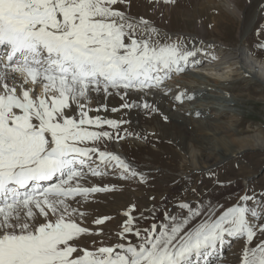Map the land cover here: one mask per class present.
Segmentation results:
<instances>
[{
  "label": "snow or ice",
  "instance_id": "obj_1",
  "mask_svg": "<svg viewBox=\"0 0 264 264\" xmlns=\"http://www.w3.org/2000/svg\"><path fill=\"white\" fill-rule=\"evenodd\" d=\"M125 3L0 0V264H216L225 244L239 238L245 241L240 264H264V199L248 194L226 208L179 203V213L165 211L161 220L154 208L148 226L131 204L115 242L84 245L86 237L103 236L101 226L111 217L93 218V229L83 208L118 187L90 180L147 181L107 149L106 142L125 139L120 129L127 121L105 118L99 113L107 105L92 104L101 95L123 101L136 94L139 102L121 107L158 112L149 94L217 59L210 43L189 48L183 40L162 39L147 19L121 10ZM194 98L186 91L174 96L181 104Z\"/></svg>",
  "mask_w": 264,
  "mask_h": 264
},
{
  "label": "rangeland",
  "instance_id": "obj_2",
  "mask_svg": "<svg viewBox=\"0 0 264 264\" xmlns=\"http://www.w3.org/2000/svg\"><path fill=\"white\" fill-rule=\"evenodd\" d=\"M232 1L237 4L240 14L232 16L226 13L217 4L218 0H175L172 4H163L157 2V0H126V3L119 7L129 16L136 19H147L158 31L163 30L164 36L162 35V39L167 37H171L172 41L180 39L185 43L187 42L186 44L190 48L197 37L203 36L205 40L213 45L216 56H223V59L230 60L231 54L235 52L234 50L240 48L244 53L243 55H245L242 57L250 58L251 64L264 70L262 69L264 65V33L258 31L264 26V14L260 19L256 20L253 28L247 32V28L252 22L254 4L257 3H252V0ZM242 32L248 35L247 42H243L240 39ZM220 40L223 41L221 42ZM249 50L254 56L249 53ZM221 52L228 55L224 56ZM232 61L230 60L231 63H235ZM207 69L209 73L217 74L218 76L230 71V69L224 68L222 71L215 72L214 70H210L212 69L211 65L207 66ZM191 71H193V68L188 72ZM204 72L206 73L207 71L204 70ZM242 75L246 76L243 73ZM175 77H178V80L181 81L180 84L177 83L178 85H176L168 80L170 83L166 81L163 86V88H173V90L167 92L168 97L174 98L178 92L186 91L182 86L183 84L197 85L192 92L188 93L190 95L191 93L194 95L200 92L198 91L199 87L202 89L200 94L216 91L217 95L222 94L221 96L230 102L229 109L226 110L223 118H220L218 121L220 125L223 123L222 126H225V122L232 117V125H237L235 131L236 133H240L236 137L253 135L256 132L254 130L260 131L264 136L263 82L258 83L250 80L248 77L242 80L233 78L230 83H226L221 88L211 89L210 87L206 88L204 84L186 80L185 78L182 79L177 74L172 79ZM167 84L169 87H167ZM166 90L164 89V91ZM223 90L226 91L223 92ZM130 98L122 101L119 96L114 95L104 98L101 95L92 104V107L95 109L101 105H107V112L101 110V113L107 114L105 118L114 117L116 120L123 119L127 121L126 125H122L120 129V134L125 137L121 144L113 142L114 138L112 141L106 142V146L111 151L119 150L132 160L133 162H130L134 163L135 167L146 175L147 181L144 184H139L134 182L126 183L118 180L115 176H107L108 178L104 177L103 179L97 178V181L93 183L116 184L118 187L114 192L96 194L95 197L98 196V198L94 197L83 208L88 213V225H91L90 222L93 218L101 216L111 217L110 222L119 218L122 222L125 219L122 213L131 204L137 206L136 215H139L141 212L145 214L147 220L144 222V226H148L152 222L153 218L150 213H152L154 208L156 209V219L161 220L165 211L173 215L179 213L180 209L177 205L183 202L191 201L190 203L195 204L197 201H200L206 204L211 203L216 207L223 206V208H226L238 203L239 197L245 194L253 195L257 200L264 199V152L248 151L240 153L232 159L216 162L217 165L209 169L193 170L190 163L183 159L186 150L189 152L190 149H188L187 142L185 140L182 141V139H188L187 141H189L190 139L192 140V135L197 137L194 139L199 141L198 143H194V148L200 150V152H204L205 144H202L200 139L207 138L206 142L210 140L216 143L213 138L220 141L221 135L211 137L203 134L201 136L200 133H190V130L184 127L185 123L182 121L178 122L177 125V122L169 116L165 120L163 112L167 106L163 102L161 104L157 102L152 103L158 108V112H149L144 109L139 110L138 108H122L121 105L123 103L139 101L135 97ZM192 103V101L187 100L182 104L179 103L178 107L183 110L177 113L178 111L175 108H170L169 114L174 112L173 115L186 118L189 115L186 110L193 106ZM112 108H117L119 111L112 112ZM212 111L216 113L214 110ZM194 115L195 113H192L191 116L193 117ZM210 122L209 124L215 123L214 121ZM105 130L111 131L107 127ZM247 131L250 132L248 133ZM128 133H131V135H128ZM139 134L141 136L140 139L131 138L138 137ZM226 138L229 139L228 136ZM216 155L212 154V157H216ZM211 161L215 162L214 160ZM241 183L247 185L244 190ZM219 189L221 190L219 191ZM153 197L155 199H151ZM248 203L249 206L258 207V205H253L252 201ZM119 220L113 228L119 225ZM110 222L104 226L108 227ZM259 223H264V220L259 221ZM104 235H112L113 241L115 240V234L109 230L103 231ZM87 238L84 240V243H86V246L92 247V242L88 241ZM261 238L258 234L257 238H254L252 246L259 243ZM244 246L245 241L242 238L232 239L230 244H225L223 258L217 261L216 264H240Z\"/></svg>",
  "mask_w": 264,
  "mask_h": 264
},
{
  "label": "bare ground",
  "instance_id": "obj_3",
  "mask_svg": "<svg viewBox=\"0 0 264 264\" xmlns=\"http://www.w3.org/2000/svg\"><path fill=\"white\" fill-rule=\"evenodd\" d=\"M252 1H253L252 3L255 2L257 4H254V9H253V14H252V22L250 23L249 27L247 28V32L251 28H253L256 20L260 19V17L264 14V0H252ZM217 4L219 6H221L223 8V10H225L226 13L231 14L232 16H234L236 14L230 11V9L228 7L229 4L233 5L236 9L239 10L237 4L234 3L232 0H218ZM239 12H240V10H239ZM159 32L164 36V33H163L164 31L163 30H161ZM247 36L248 35H245V32H242L241 36H240V39L243 40V42H247ZM177 40H180V39H177ZM201 41H203L205 43H209L207 40H205V38L203 36H199L194 41V44L196 46H199ZM220 41L222 42L223 40H220ZM219 49L221 50V48H219ZM234 51L235 52L231 54L230 60L231 61L233 60L232 62H235V63H231L229 59H227V60L225 58L223 59L222 58L223 56H217L216 61H214V62H212L210 64L206 63L204 65V67H202V68H193V71H191V72H186L184 74H177V75H179V77L182 78V79L185 78L186 80H192L193 82H196V83H199V84H204L206 88L210 87L211 89L212 88L213 89L221 88L226 83H228V82L230 83L233 78H239V80H242V79H245V77L246 78L248 77L252 81H256L258 83L263 82V84H264V70H261L260 69L261 67L258 68L256 66H254L253 64H251V62L249 61L250 58L248 59V58L242 57V56H245V55H243L244 53L241 51L240 48H236ZM221 53L224 56L228 55V54H225L224 52H221ZM249 53L251 55H253V53L250 50H249ZM209 65H211V67H212V69H210V70H214L215 72L222 71V70H224V68L230 69V71H228V73L222 74L221 76H218L217 74H213V73H209L208 72L207 66H209ZM222 66H225V67H222ZM262 69H264V65H263ZM204 70H206L207 72L205 73ZM235 71H237V72H235ZM242 73L245 74L246 76H243ZM171 79H170L171 83H173V84L175 83L176 85L180 84V82H181V81L178 80V77H175L172 80ZM168 84H167V87H169ZM182 86H183L184 90L187 91V93L192 92V90L197 87L196 84H187V85L183 84ZM174 88H176V87H174ZM164 89L168 90V88H164ZM169 89H170V91L173 90V88H169ZM37 91H39V89H37ZM198 91L201 92L202 89L199 87ZM225 91L226 90H223V92H225ZM200 92H197L196 94H194L195 98L192 100L193 106L191 108H189L188 110H186L187 114H189L186 118H182L179 115H173L174 112L169 114L170 113V110H169L170 108H175L178 111L177 113H180L179 111H182L183 109H180L178 107L179 102H176L174 100V98H170V97H168V95H165L164 94V90L163 91H158L155 94H149L147 96V100H148L149 103L157 102L158 104H161V102H163V104H165L167 106L166 110L163 112V114L166 117L169 116L172 120L176 121L177 125H178V122H180V121L184 122L185 123L184 127L186 129L190 130V133L191 132L200 133L201 136L203 134H205V136H211V137L214 136V135H221V140L220 141H217L215 138H213L216 141V143L211 142L210 140H208L206 142L207 138L206 139L203 138V140L200 139V142H202V144H205L204 145V152H200V150H197L196 148H194V143H198V141H199V140H195L197 137L192 135V140L190 139L189 141H187L188 139H182V141L185 140L187 142L188 149H190L189 152L186 150V153L184 154V158L183 159H185L186 161H188L190 163V165L192 166L193 170L194 169H196V170L209 169L211 167L216 166L217 165L216 162H218V161L223 162V161H226L228 159H232V158L238 156L240 153H245V152H248V151H261V152H264V136L261 134L260 131L254 130L256 132H254L253 135L245 136V137H240V136L236 137L237 134H240V133H236L235 127L237 125L236 126L232 125V119H233L232 117L228 121L225 122V124H224L225 126H222L223 123L221 125L218 123L219 119L223 118L224 113L230 107V102L227 99H225L223 96H221L222 94L221 95H217L216 91H209L208 93H204L203 92V94H200ZM191 95H192V93H191ZM130 97H135V98L140 100V97L137 96L136 94H132L128 98H130ZM137 102H139V101L137 100ZM139 110H137V111H139ZM212 110H214L216 113H214ZM197 111L200 112L201 115L199 117H197L196 115H194L192 117L191 116L192 113H196ZM144 113H143V115H144ZM211 113L213 115L210 116L209 114H211ZM90 114L94 116V114H97V113L95 111H93ZM99 114L101 116H104V117L107 115L106 113H101V112ZM108 119H114V117H109ZM210 121H214L215 123L209 124V123H211ZM123 125H126V124H123ZM126 128H129V127H126ZM227 136L229 137V139L226 138ZM131 138L140 139L141 136L139 134L138 137H131ZM131 138H129V139H131ZM114 141L116 143H118V144H121V142L123 140H115L114 139L113 142ZM188 143H191V144H188ZM217 145H219L220 147L217 146ZM116 150H118V149H116ZM113 152L121 155L123 158H125L129 162L132 161L128 157H126L122 152H120L119 150L118 151H113ZM212 154H217V155H216V157H212ZM206 157H208V159H206ZM211 160H214L215 162H212ZM132 164L134 166H136L134 163H132ZM94 181H97V178H92V180H90V183H93ZM241 185L243 187V190L247 187L246 184L244 185L243 183H241ZM220 190L221 189H219V191ZM137 195H139V194H137ZM212 196H214V195H212ZM95 198H98V196H96ZM204 204H206V203H204ZM175 214H177V213H175ZM118 220H112L111 222L108 221L106 223V224H108L110 222L108 227L107 226H104V227L101 226L102 229L104 228L103 231L106 232L107 230H109L113 234H115L114 237H116V233L118 232L117 230H119V226L123 222V221L121 222L119 220L120 221L119 225L117 224L118 226L116 228H113V226L117 223ZM88 226L93 228V229H95L97 227V226H95L93 224L88 225ZM92 239L93 240L96 239L98 241L102 239V240L105 241V243H113V242H115V240L113 241V236L112 235H104L102 237H94L93 236V237H88L87 238V240L91 241V242L93 241ZM84 245L86 246V243H84ZM87 247H89V246H87ZM89 248H91V247H89Z\"/></svg>",
  "mask_w": 264,
  "mask_h": 264
}]
</instances>
